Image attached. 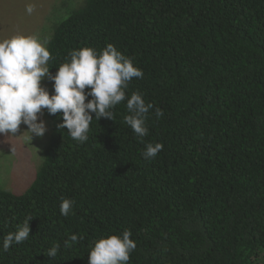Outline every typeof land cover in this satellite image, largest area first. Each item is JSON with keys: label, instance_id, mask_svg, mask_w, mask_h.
I'll return each mask as SVG.
<instances>
[{"label": "trees", "instance_id": "obj_1", "mask_svg": "<svg viewBox=\"0 0 264 264\" xmlns=\"http://www.w3.org/2000/svg\"><path fill=\"white\" fill-rule=\"evenodd\" d=\"M45 30L52 75L84 47L130 58L144 75L126 96L153 104L149 132L123 122L124 101L114 121L93 113L80 144L43 110L51 128L34 178L0 188V264H88L98 239L124 230L137 245L128 264H264V0H83ZM147 143L164 145L152 160ZM29 216L28 240L4 251ZM73 234L82 239L65 246Z\"/></svg>", "mask_w": 264, "mask_h": 264}, {"label": "clouds", "instance_id": "obj_2", "mask_svg": "<svg viewBox=\"0 0 264 264\" xmlns=\"http://www.w3.org/2000/svg\"><path fill=\"white\" fill-rule=\"evenodd\" d=\"M26 11L31 14L34 6L27 5ZM46 44L47 41L41 42L36 36L25 35L0 41V134L14 135L23 123L27 125L30 142L34 136L43 137L47 127L40 116L46 109L49 115L61 113L63 122L57 127L66 128L73 140L83 144L89 139L92 114L96 121L102 117L114 121L113 109L126 101L129 114L124 116L123 122L137 137L148 135L146 120L153 104L146 103L138 91L130 98L126 96L131 80L144 75L130 58L113 44L100 52L84 47L70 51V62L61 64L52 75L47 67L52 56ZM45 77L54 82L52 95L41 86ZM154 114L159 119L164 113L157 108ZM163 147L162 143H147L142 155L146 160H152ZM74 204L72 199H63L60 213L67 217ZM32 218L26 217L15 232L3 238L4 251L28 240ZM131 235L130 230H124L122 235L98 239L88 254V264H128L130 254L137 247ZM79 239L82 237L73 234L65 241V246L74 245ZM59 249L60 244H54L47 256L55 258Z\"/></svg>", "mask_w": 264, "mask_h": 264}, {"label": "rangeland", "instance_id": "obj_3", "mask_svg": "<svg viewBox=\"0 0 264 264\" xmlns=\"http://www.w3.org/2000/svg\"><path fill=\"white\" fill-rule=\"evenodd\" d=\"M83 0H0V41L13 36H36L46 41L50 24L67 16L69 11L80 5ZM33 5L29 14L27 5ZM48 88V79L41 81ZM40 119L46 123L47 131L43 137L27 139V125L21 124L19 131L12 134H0V188L23 191L34 178L41 159V149L50 132V121L43 115ZM39 122V120L37 121Z\"/></svg>", "mask_w": 264, "mask_h": 264}]
</instances>
